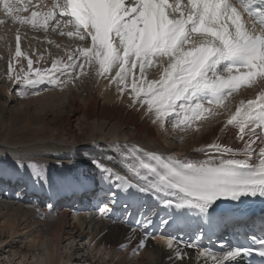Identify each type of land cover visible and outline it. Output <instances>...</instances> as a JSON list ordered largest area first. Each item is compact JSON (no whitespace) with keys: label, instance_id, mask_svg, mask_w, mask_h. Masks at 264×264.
Masks as SVG:
<instances>
[{"label":"snow or ice","instance_id":"obj_1","mask_svg":"<svg viewBox=\"0 0 264 264\" xmlns=\"http://www.w3.org/2000/svg\"><path fill=\"white\" fill-rule=\"evenodd\" d=\"M0 9L14 23L45 30L49 20L55 19L52 31L63 21L73 31L61 30V35L83 42L66 60L53 59L51 68H33V60L25 54L27 70L21 67L22 75L13 77L9 64V79L20 86L17 95L21 97L36 94L41 85L70 83L69 76L81 75L76 69L91 68L115 84L119 93L130 88L133 104L146 105V112L154 114L153 122L163 125L172 114L181 123L200 119L210 111L205 102L219 105L240 87L264 80V0H187L185 4L180 0H53L43 22L37 11L28 17L19 15L27 11L20 0H0ZM15 55H21L19 35ZM157 66L159 79H148L146 69ZM56 72L65 79L59 80ZM227 126L237 130L235 139L241 146L214 141L200 150L201 159L125 146L119 152L123 174L101 160L93 159L92 164L112 187V203L118 192L134 190L168 210L161 217V227L191 217L212 225L222 218L215 215L218 201L264 199V93L256 100L241 101L221 130ZM212 151L217 155H209ZM17 167H27L35 179H44L42 165L18 161ZM98 210L104 215L110 211L107 205ZM153 223L144 213L135 221L133 231L140 228L143 236L133 253L155 238V232L149 231ZM261 225L243 242L220 241L218 249L200 243L205 229L199 226L187 238L175 234L160 238L170 248L177 244V256L181 245L196 247L205 264L209 260L211 264H264V221ZM254 255L258 261L252 259Z\"/></svg>","mask_w":264,"mask_h":264},{"label":"bare ground","instance_id":"obj_2","mask_svg":"<svg viewBox=\"0 0 264 264\" xmlns=\"http://www.w3.org/2000/svg\"><path fill=\"white\" fill-rule=\"evenodd\" d=\"M52 1L46 0L42 5L49 10V3ZM2 12L0 11V18L5 17ZM9 23H11L9 20H4V25H9ZM27 27L29 30L38 32L41 35L54 34L58 36L61 35V30L64 33L71 31V27L68 30L66 29L68 27L65 28L64 24L58 26L57 31L49 30L50 25L47 30L32 25ZM23 36L26 37V35ZM62 36L75 38L66 34ZM26 43L27 40L24 39V45ZM61 45L59 47L64 51L65 46ZM24 49L29 50L23 52H29L32 56L37 57L39 62L42 60L47 68H51L54 57L50 52L42 54L41 51L34 52L29 47ZM7 53L9 54V65L10 51L7 50ZM28 57L31 56L28 55ZM62 58L66 60V57ZM57 60H60V58ZM15 71H17L16 68L13 72ZM160 71L158 74H150L146 77L148 79H159ZM134 72L138 74L139 69H134ZM95 77L97 78V75ZM9 84L10 89H12L14 87L12 80L9 81ZM91 85V88L87 85L79 86L82 90L78 95L76 94L77 96L69 97L66 104L63 97L59 96L60 94H55L56 96H54L52 102H55L58 108L60 106L65 108L64 115L59 110L43 109L41 106H44V104H39L37 107L34 105L35 109L32 113L27 110L29 115L27 113L22 115L20 111L19 113L18 111L7 112L10 117L7 123L4 116L6 107L0 105V175H5V184L11 179L14 185L18 180L17 178L21 179L24 182L25 190H29L28 195L24 193L25 190H22L20 197H12L11 193L5 192L6 194L2 196L5 199L0 200L1 204L4 203V207H2L3 214L0 213V230L1 232L7 230L8 233V235L0 237V264H67V261L70 264L73 262L75 264H94L92 262L94 256L87 253L81 256H75L72 253L69 256L67 255L66 262H64V258L56 253L63 235H66L69 240H85L86 244L92 246V250L96 253L104 249L108 250L111 255L118 256L116 260H113L110 256L105 264H123L125 261L135 262L133 264H205V259L199 255L196 247L185 248L181 245V254L177 256L175 252L177 244L175 242L170 248L164 239L161 242L158 240L156 232L162 228L160 226L161 217L166 216L168 210L157 201L133 190L127 194L118 192L115 203H112L109 193L113 189L107 181L102 179L100 171L93 166L92 160H101L123 174L125 168L121 163L119 152L125 146H135L180 158L201 159L203 156L200 150L213 144L214 141L234 148L240 147L241 142L235 139L237 130L227 126V129L222 131L221 129L224 128L226 121L221 119V114L210 106L204 105L210 111L202 114V119H198L201 120L199 123L195 119L187 121L188 125L192 123L190 127L187 126L189 130L185 127L187 128L186 133L179 136L178 145L172 148L169 144L166 145V143L160 141L159 134L169 135L171 133L174 135L176 133L174 126L168 125V118H166L163 125L159 122L154 123V114L150 115L146 112V105L133 104L128 95L131 91L130 88H125L124 93L121 94L117 91L115 84H109L106 78L99 76L98 80L93 81ZM7 88L0 89V99L4 95L3 97L6 98L7 102L6 106L10 103V100L11 102L15 100L13 95H11L12 98L8 96ZM86 88H88V91ZM243 100L249 101L247 98ZM224 101L227 105L223 116H228L232 105L228 96ZM48 114H51V123L47 122ZM72 122H74L73 125ZM22 130L24 132L29 130L30 132V134L27 132L28 134L25 135V141H23V137L22 139L18 138L17 133ZM110 148L113 150L109 151ZM209 155L215 156L217 154L212 151ZM18 161L25 165L30 163L42 165L44 179H35L32 170L27 167L18 168ZM68 167L77 170L84 168L88 170V176H70L66 170ZM92 170H94L97 181L95 185L98 184L99 188L97 192L92 181ZM1 184H3V180L0 182ZM80 189L84 192L82 198L81 196L78 197V194L80 195L82 192ZM87 190H90V192ZM75 191H78V194ZM74 192L77 196V203L71 204L68 201V205L63 207L60 216L51 221L42 219L46 215L37 213L39 207L36 203H32V198L30 199L32 195L38 197L39 201H44L43 196L47 197L49 199L48 206H42V210L46 214L48 210L51 211L49 205L53 200L54 208L62 200V196L71 198ZM44 193L46 195H43ZM100 200L101 203L102 201H106V204L110 202L113 206L111 209L109 208L110 211L107 215L101 214L98 210ZM23 203H29V206ZM217 203L220 207L215 215L222 218L212 225H205L207 227L205 233L210 232L213 234L217 232V237H221V239L223 238L222 235H224V239L227 236L239 238L245 229H248L249 222L253 220L251 218L245 224L246 221L241 218L247 205L223 199ZM125 204H127V208H125ZM125 210H129L127 213V215L130 214L129 218L120 217ZM141 213L153 218L154 223L149 231L155 232V238L147 239L145 247L133 253V249L136 248L143 236L142 229L135 228V231H133L135 221ZM194 218H182L178 223L181 226L188 225L194 229L196 224ZM175 223L176 221L172 225L174 226ZM66 229H70L72 232H65ZM196 232L197 229L194 230V233ZM194 233H184L181 236L187 238ZM15 234H20L19 236L25 240L24 245H21L22 247L16 246L17 244L14 242ZM214 239L215 237L212 239L205 238L200 243L204 247L218 249L220 244L214 243L219 240ZM209 242L212 243V246H209ZM39 243L44 245L40 251L25 249V245H40ZM228 243L231 244L232 241ZM121 244L126 246L120 248ZM48 245L50 248L53 247V250L55 249L54 253L53 250L52 252L47 250ZM49 247L48 249H50ZM207 264H211V261H207Z\"/></svg>","mask_w":264,"mask_h":264},{"label":"rangeland","instance_id":"obj_3","mask_svg":"<svg viewBox=\"0 0 264 264\" xmlns=\"http://www.w3.org/2000/svg\"><path fill=\"white\" fill-rule=\"evenodd\" d=\"M49 5H50V3H49ZM4 18H5V20H9L11 23L9 25H6V24L5 25L4 24L3 25H0V87L3 88V90L5 88L9 87V88H7V90H8L7 93L9 94L8 96L11 97V95H13V98H15L14 102L13 101L11 102V100H10V103H8L7 106H6V104H7L6 98L3 97L4 95L2 96V99H0V105H4L6 107V112H4V116L6 117L5 118L6 122H7L8 118H10L7 115L8 114L7 112H9V111L10 112H16V111H18V113H19V111H20V114H22V115H25L26 113H27V115H29V112L27 110H29L30 113H32L34 111L35 107H37L39 104H44V106H41L43 109H51V110L54 109L55 111L59 110V111L62 112V115H64L63 112H64L65 108L63 106H60V108H58V106L56 105V103L55 102H52V100H54V96H56L55 94H57V93L60 94L59 96H62L63 97V101L66 104L67 103V100L69 99V97L77 96L78 93L82 90V88L80 89L81 85H87L90 88L92 87L91 83L93 81H97L98 80V76H97V78L95 77L96 76L95 71L93 69H91V68H88L86 70L76 69L75 71L76 72H80L81 75H79L78 78H74V79L71 76H69L68 79L71 80L70 83L60 84L59 86L45 84V85H41L39 87V89H38V91L36 93L37 95L36 94H31V93L28 94V95H26V96H23V97L17 95V89L20 86L13 84L14 87L12 89H10V86H9L10 85L9 84V81H10V79H9V71H8V69H9V65H8V62H9V58H8L9 57V54L7 53V49H6V44L11 42L12 32L14 34V31H15L14 30V28H15L14 26H16L17 24H15L12 21V19H8L7 16H5ZM50 23L51 22H49V25H50ZM63 24H64V22H63ZM67 27L68 28H66V27L65 28L69 30V28L71 27V25L70 26H67ZM20 28L22 30H24V32H26V34L28 35L29 39L32 42H34V43L37 44V45L36 44H33V47L28 46L30 49L35 50L34 47L37 46L36 51H38V52L41 51L40 53H42V54H46L49 51L51 53V55L54 57V59H59L60 58V60H61V59H63L62 57H66L65 59H67L68 53H70L71 51L75 50L78 46H81L83 44V42L80 41V40H78L77 38H68V37L66 38V37H64L62 35L56 36L54 34H47L45 36L46 40H44L43 39V36L44 35H41L40 33L34 32V31L29 32V30L26 29V27H20ZM51 29H52V27H51ZM70 30L73 31V28L71 27ZM25 39L27 40V37ZM59 45L65 46V50L62 51V49H60L61 47H59ZM44 46L47 49H45ZM10 48H11V46H10ZM24 50H29V49H24ZM25 54L27 55V58H30V59L33 60V62H34L33 68H35V67L47 68L45 66V64L42 63V60L39 62V60L37 59V57L32 56L29 52H23L20 58H13L12 56L10 57V63L9 64H12L13 70H14V68L17 69V71H15V72L12 73V76L13 77H15L17 73H20L21 67H23L25 70H27V59H25ZM28 55L31 56V57H28ZM64 55H66V56H64ZM58 67H62V65H58ZM159 70L160 69H159L158 66L157 67H148L146 69V73L147 74L145 73V75L148 76L150 74H158ZM20 74L22 75V73H20ZM55 75L61 81L65 79V75H62L59 72H56ZM92 75L93 76L95 75V76L93 77ZM225 75H227V74L225 73ZM259 85H264V80L257 79L250 86H242L239 89H237L236 91H233L231 93V95H228V99H229V101H230V103L232 105L230 107L231 109L229 108L230 109L229 112L234 107V104H236V105L239 106V104L241 103L242 99H245V98H247V99L248 98H254L255 95L258 96L261 93V90L264 89V86L262 88H259L258 89ZM86 90L88 91V88H86ZM94 90L92 91V93L94 92ZM37 97H38V99H37ZM34 100H36V101H34ZM44 100H47V101H44ZM204 104H205V106H210L217 113L221 114L220 115L221 116V119H224L225 116H223L224 115L223 113L226 110V105H227V103L224 100L219 105L214 104V103L213 104H208L207 102H205ZM34 105H35V107H34ZM61 107H62V109H61ZM11 110H13V111H11ZM49 112H52V111H49ZM200 119H202V116H201ZM168 120H169L168 121V125L169 126L173 125L174 128H175L176 133H174V135L171 134V133L169 135L161 133V134H159L160 135L159 136V139H160V141L162 143H166V145L169 144V146H171L172 148H174L176 145H178L179 136L182 135V134H184V133H186V129L188 128L187 126L190 127V125L192 123H190L189 125H188V122L189 121L188 122L185 121L184 123H181L179 120H177L175 118V114H172L171 115V118H168ZM195 120H198V119H195ZM174 121H176L177 123L174 122ZM200 121L201 120H198V123ZM47 122L51 123V114L50 115L48 114ZM73 123L74 122H72V125H73ZM197 124H195V125H197ZM185 127H187V128H185ZM187 130H189V128ZM27 132L30 134L29 130H25V132L23 130L21 132L19 131L17 133L18 134V138H21L22 139V137H23V139H24L26 137L25 135L28 134ZM23 141H25V139ZM25 143H27V142H25ZM66 170H67V172H68V174L70 176H74V177L75 176H81V177L88 176V173H87L88 170H85L84 168L77 170V169H73L71 167H68V168H66ZM92 172H93L92 173V181H93V184H94V187H95V191L97 192L98 190L96 189L97 185H95L96 184V180H95L94 170H92ZM84 178H86V177H84ZM17 179L19 181H21V179H19V178H17ZM0 182H1V178H0ZM19 184H20L19 182H16V184H14V187H18ZM11 189H12V186L10 185L9 182L6 183V184L3 182V184H1V186H0V200H4L5 197H2V196L4 194H6L5 192H8V190H11ZM16 190L19 191L18 188L17 189L14 188V191L15 192H13V194L11 193L12 194V197H15V196H19L20 197L21 196V194L19 192H17ZM81 191L82 192L80 193V196L82 198L84 192H83V190H81ZM87 191L90 192V190H87ZM75 192L78 194V191H75ZM75 192L73 194L74 196L72 195L71 198H69L70 200H68L67 198H62L61 197L62 200H60V202L56 206H54V208L51 211L48 210L46 212V214H45L44 210H42V206L45 207L46 204L39 205L41 202L44 203L45 200L44 201H40L39 204H38L39 199L35 198L36 197L35 195H32L30 197V199L32 198V203H36L37 204V207H39L37 209V213H40L42 215H46L42 219L47 220V221H51V220H54V219H56V218H58L60 216V213H61L63 207L65 205H68V204H66L68 201L71 204H73V203L76 204L77 197H76V193ZM43 197H44L43 199H46L47 198V197L45 198V196H43ZM104 202H106V201H102V203H101V200H100V203H99V206L98 207H100L101 205H107L108 208H110V209H111V207H113L110 204V202L108 204H106ZM3 204L4 203H2V204L0 203V206H1L0 207V213L2 211H4L2 209V207H4ZM23 204L24 205L28 204V206H29V203H23ZM47 206H48V204L46 205V207ZM140 209H142V208H140ZM128 212H129V210H125L120 215V217L123 216V217L129 218L130 215H127ZM150 212H151V210H150ZM2 214H3V212H2ZM70 231L72 232V230H70V229H66L65 230V232H70ZM5 235H8L7 230H5L3 232H1V230H0V237L1 236L3 237ZM19 235L20 234H18V235L15 234L14 235L15 236L14 237L15 238L14 239V242H16V244H17L16 246L17 247H22L24 245L23 242L25 240L22 239V237L19 236ZM43 246L44 245H42V244H40V245H33V244H31L29 246L25 245V249L27 248L30 251H32V250H34V251H40V249L42 250ZM48 247H49V245L47 246V250L49 252H52L53 247L52 246H51L52 248L49 247L50 249H48ZM76 248H77V250H75ZM92 249H93V247L92 246H88L86 244L85 240H81V241H78L77 239H75V240H69V239H67V236L66 235L65 236L63 235L62 238H61V240H60V243H59V245H58V247L56 249V253H57V255L59 254V256H61L62 258H64L63 259V261L65 260L64 262H66V257H68L72 253L75 256H81V255L86 254V253L87 254H90V255L92 254L94 256L93 261H92L94 264H100V263L101 264H105V262L109 260V257L110 256H111L110 258H113V260L118 259L117 258L118 256L111 255L110 252H108V250L101 249V251L99 253H96ZM54 252H55V249L53 250V253ZM67 262H68L67 264H70L69 261H67ZM133 263H135V262H126V261H125V263L123 262V264H133ZM72 264H75V263L73 262Z\"/></svg>","mask_w":264,"mask_h":264}]
</instances>
